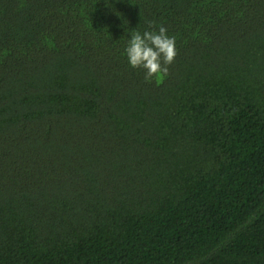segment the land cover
Masks as SVG:
<instances>
[{"label":"trees","instance_id":"trees-1","mask_svg":"<svg viewBox=\"0 0 264 264\" xmlns=\"http://www.w3.org/2000/svg\"><path fill=\"white\" fill-rule=\"evenodd\" d=\"M0 264H264V0H0Z\"/></svg>","mask_w":264,"mask_h":264},{"label":"clouds","instance_id":"clouds-1","mask_svg":"<svg viewBox=\"0 0 264 264\" xmlns=\"http://www.w3.org/2000/svg\"><path fill=\"white\" fill-rule=\"evenodd\" d=\"M155 25L149 23V28ZM128 65L133 69L145 71L144 80L153 78L162 80L169 73V68L176 55L175 37L167 35L163 26L158 31L133 32L124 49Z\"/></svg>","mask_w":264,"mask_h":264}]
</instances>
